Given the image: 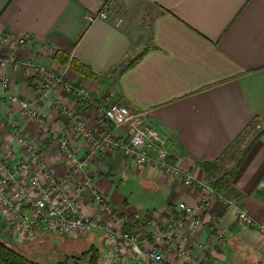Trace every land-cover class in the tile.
<instances>
[{"label": "crops", "instance_id": "obj_1", "mask_svg": "<svg viewBox=\"0 0 264 264\" xmlns=\"http://www.w3.org/2000/svg\"><path fill=\"white\" fill-rule=\"evenodd\" d=\"M107 5L114 10L121 5L142 9L149 18L148 34L126 16H121L119 27L111 21H85L86 15ZM3 34L30 40L14 50L4 47L2 53L63 73L66 81L83 87L99 105L117 103L144 113L145 125L160 133L175 163L193 177H206L202 164L220 161L217 172L222 171L234 145L249 138L241 153L247 152L223 191L233 206L214 202L200 213L202 226L195 234L205 249L188 250L205 264H264V239L255 229L241 226L234 211L244 209L264 227V0H0ZM142 52L137 64L122 70ZM71 61L88 67L91 76L76 73ZM11 81V92L36 109L50 131L40 133L33 121L24 119L0 85V146L9 143L18 149L8 125L13 119L54 174L62 175L66 169L58 138L67 137L77 157L86 158L83 141L51 103L60 100L96 129L101 123L98 104L87 105L53 91L44 78L28 80L22 69L11 74ZM108 94L113 96L105 99ZM124 133L123 128L115 131L118 140ZM18 156L24 152L18 151ZM89 173L122 212L167 219L178 215L179 202L198 205L195 188H185L153 167H136L117 151L92 157ZM83 209L95 212L85 202ZM213 221L222 239L211 230ZM127 226L145 233L140 222ZM3 235L13 243L10 235ZM102 252L100 258L106 260L104 246ZM164 255L177 264L168 251Z\"/></svg>", "mask_w": 264, "mask_h": 264}, {"label": "built area", "instance_id": "obj_2", "mask_svg": "<svg viewBox=\"0 0 264 264\" xmlns=\"http://www.w3.org/2000/svg\"><path fill=\"white\" fill-rule=\"evenodd\" d=\"M85 21L88 24L111 21L115 27H119L123 19L112 6L107 5L95 14L86 15ZM27 40H30L28 36H0V69L4 70L8 65L13 66L14 70L20 65L26 66L29 78H44L51 90H59L87 105L93 104L88 91L66 81L63 73L30 62L21 63L13 53L1 52L4 47L17 49ZM44 50L53 52L46 47ZM10 84L11 76L3 74L0 85L7 100L15 103L21 116L33 121L40 133H48L50 127L45 118L25 100L15 96ZM51 107L71 123L74 133L86 146L88 155L84 159L78 158L67 137L58 138L56 135L58 152L66 165L64 173L56 175L48 167L42 152L31 143L29 137L17 130V123L13 119L9 120L8 125L18 149L5 144L0 151V233L9 234L15 244H28L33 243L41 233L75 239L99 232L106 249V260L102 259V264H172L165 259L164 251L173 255L177 264H205L188 250L205 249L204 243L195 234L202 226L200 213L209 209L214 202L226 207L233 206L223 191L213 188L216 177L206 175L201 179L181 171L160 133L145 125L142 112H132L117 103L99 108L101 123L96 129L60 100L54 99ZM120 128L125 132L122 140L115 135ZM20 150L24 156H18ZM111 151L119 152L136 167H153L165 178L177 179L185 188H195L198 193L197 207L179 202L178 215L167 219L137 213L129 216V213L122 212L93 183L89 173L92 157ZM84 202L95 207L94 214L84 211ZM234 211L241 226L255 229L264 239L262 225L244 209L234 207ZM132 221L140 222L145 233L129 229L127 225ZM211 230L218 239L223 238L214 221Z\"/></svg>", "mask_w": 264, "mask_h": 264}, {"label": "rangeland", "instance_id": "obj_3", "mask_svg": "<svg viewBox=\"0 0 264 264\" xmlns=\"http://www.w3.org/2000/svg\"><path fill=\"white\" fill-rule=\"evenodd\" d=\"M118 8L119 9H116V13L118 15L129 17V19L132 20L133 25L138 29L145 27L146 35L148 34V32H149L148 31L149 30V28H148L149 27V18L148 17L145 18V14H144V11L142 9H140L137 6L126 8V5H123V6L121 5ZM47 54L52 55L51 51L47 52ZM15 58L17 59V57H15ZM21 63H23V62H21ZM30 63L32 64V62H30ZM33 64L39 65L37 63H33ZM39 66H42V65H39ZM26 68H27L26 66L20 65L17 68V70H14L13 66L8 65L4 70L0 69L1 76L3 74L11 76V74H14L19 69H22V71L25 75V78L30 80L32 78H29L28 74H26ZM11 84H12V81H11ZM11 84H10V87L12 86ZM91 98L93 100L92 106L96 105L98 100L93 99L92 96H91ZM104 98L107 99V98H111V97L108 94ZM97 107H96L97 108L96 111L98 113V109L103 108L104 106L98 104ZM248 141H249V138H247V139L243 138L238 144L234 145V147L230 150V152L226 155V157L224 159V163H223L224 168L222 169V171L214 173L210 177H216V179H217L223 174L224 171H229L233 167V165L237 162V160L239 159L240 153ZM5 144L10 145L9 143H3L0 146V151L3 149V146ZM10 147H11V145H10ZM129 216H131V214ZM3 234H7V233H0V239L7 241V236H5ZM101 236L102 235L98 232H92L89 234V236L73 239V238L57 236V235L51 234V233H41V234H39V236L35 239V241L33 243L26 244V243L21 242L18 244L25 247L27 249V255L29 256V258L36 260L38 262V264H58V263L63 262L65 258L69 259V258H72L74 256H79L82 252H84L91 245L96 247L99 250L101 248L103 249L104 244H103V241L101 239ZM102 254H103V252L100 253V255H102ZM101 259H103V257H101Z\"/></svg>", "mask_w": 264, "mask_h": 264}, {"label": "trees", "instance_id": "obj_4", "mask_svg": "<svg viewBox=\"0 0 264 264\" xmlns=\"http://www.w3.org/2000/svg\"><path fill=\"white\" fill-rule=\"evenodd\" d=\"M144 52L140 53L138 56L129 60L124 66L122 70H126L137 64V62L142 58ZM54 58L57 59L56 55ZM61 65L66 64V60L60 61ZM70 67L81 76L90 77L91 73L88 67H85L79 63H75L73 61L70 62ZM247 149L242 152L241 157L238 159L236 165L231 168L229 171H224L223 174L215 179L212 183L214 189L219 191H226L229 187L230 180L232 176L236 173L239 165L241 164L243 156L246 154ZM219 163L213 164H202L200 168L208 175L211 176L219 169ZM5 245H0V264H38V262L34 259L29 258L27 255V249L19 244L5 242ZM102 260L100 258V250L94 246H89L84 252H82L79 256H74L72 258H65L63 262L59 264H101Z\"/></svg>", "mask_w": 264, "mask_h": 264}, {"label": "water", "instance_id": "obj_5", "mask_svg": "<svg viewBox=\"0 0 264 264\" xmlns=\"http://www.w3.org/2000/svg\"><path fill=\"white\" fill-rule=\"evenodd\" d=\"M5 242H6V241L0 239V245H5V244H6Z\"/></svg>", "mask_w": 264, "mask_h": 264}, {"label": "flooded vegetation", "instance_id": "obj_6", "mask_svg": "<svg viewBox=\"0 0 264 264\" xmlns=\"http://www.w3.org/2000/svg\"><path fill=\"white\" fill-rule=\"evenodd\" d=\"M59 264V263H58Z\"/></svg>", "mask_w": 264, "mask_h": 264}]
</instances>
